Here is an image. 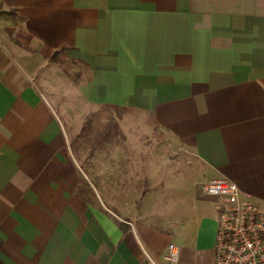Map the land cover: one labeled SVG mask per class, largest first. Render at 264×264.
I'll use <instances>...</instances> for the list:
<instances>
[{
  "label": "crops",
  "instance_id": "crops-1",
  "mask_svg": "<svg viewBox=\"0 0 264 264\" xmlns=\"http://www.w3.org/2000/svg\"><path fill=\"white\" fill-rule=\"evenodd\" d=\"M222 177L264 204V0H0V264H213Z\"/></svg>",
  "mask_w": 264,
  "mask_h": 264
},
{
  "label": "built area",
  "instance_id": "built-area-1",
  "mask_svg": "<svg viewBox=\"0 0 264 264\" xmlns=\"http://www.w3.org/2000/svg\"><path fill=\"white\" fill-rule=\"evenodd\" d=\"M202 190L218 198L213 264H264V204L244 197L223 177L209 179ZM177 254L170 244L166 258Z\"/></svg>",
  "mask_w": 264,
  "mask_h": 264
},
{
  "label": "rangeland",
  "instance_id": "rangeland-1",
  "mask_svg": "<svg viewBox=\"0 0 264 264\" xmlns=\"http://www.w3.org/2000/svg\"><path fill=\"white\" fill-rule=\"evenodd\" d=\"M119 115L120 111L117 109H98L86 116L81 129L71 139L70 146L75 158L80 163L83 181H90V173L85 171V168L91 159H96V154H98L97 159L100 162L111 158L108 149L112 147L120 149L125 147L124 150L132 149L134 150L133 156L137 155L139 150L137 144L133 140L123 141L121 138V130L117 121ZM120 156L117 157L121 160L122 156Z\"/></svg>",
  "mask_w": 264,
  "mask_h": 264
},
{
  "label": "trees",
  "instance_id": "trees-1",
  "mask_svg": "<svg viewBox=\"0 0 264 264\" xmlns=\"http://www.w3.org/2000/svg\"><path fill=\"white\" fill-rule=\"evenodd\" d=\"M121 226V228H122V225H120Z\"/></svg>",
  "mask_w": 264,
  "mask_h": 264
}]
</instances>
